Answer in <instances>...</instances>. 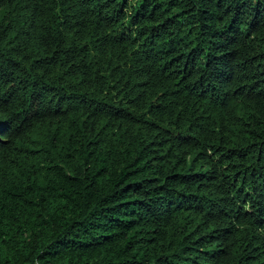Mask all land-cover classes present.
Segmentation results:
<instances>
[{
	"label": "trees",
	"instance_id": "trees-1",
	"mask_svg": "<svg viewBox=\"0 0 264 264\" xmlns=\"http://www.w3.org/2000/svg\"><path fill=\"white\" fill-rule=\"evenodd\" d=\"M0 264H264V0H0Z\"/></svg>",
	"mask_w": 264,
	"mask_h": 264
}]
</instances>
